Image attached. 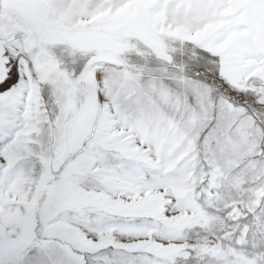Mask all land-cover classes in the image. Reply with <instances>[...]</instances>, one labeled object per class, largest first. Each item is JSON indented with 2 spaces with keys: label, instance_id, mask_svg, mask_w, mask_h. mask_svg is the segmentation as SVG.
Masks as SVG:
<instances>
[{
  "label": "snow or ice",
  "instance_id": "snow-or-ice-1",
  "mask_svg": "<svg viewBox=\"0 0 264 264\" xmlns=\"http://www.w3.org/2000/svg\"><path fill=\"white\" fill-rule=\"evenodd\" d=\"M0 264H264V0H0Z\"/></svg>",
  "mask_w": 264,
  "mask_h": 264
}]
</instances>
